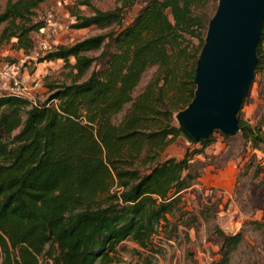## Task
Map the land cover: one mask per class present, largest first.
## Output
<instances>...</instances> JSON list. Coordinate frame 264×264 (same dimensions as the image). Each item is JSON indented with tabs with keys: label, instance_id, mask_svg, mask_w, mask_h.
Listing matches in <instances>:
<instances>
[{
	"label": "trees",
	"instance_id": "trees-1",
	"mask_svg": "<svg viewBox=\"0 0 264 264\" xmlns=\"http://www.w3.org/2000/svg\"><path fill=\"white\" fill-rule=\"evenodd\" d=\"M44 1L6 0L0 43L11 41L28 54L30 34L44 26L35 14ZM209 1L215 0H114L108 9L73 0L66 6L69 29L105 31L37 58L68 68L67 83L45 82L43 99L0 94V264H119L125 239L149 249L155 234L170 238L180 224L192 225L194 216L182 221L180 193L197 177L192 157L212 138L192 142L172 114L192 98ZM255 53L250 87L264 74V20ZM149 67L152 74L132 95ZM241 105L240 135L257 148L264 134L259 124L240 119ZM178 136L190 143L183 154L161 156ZM215 234V264H228L241 232Z\"/></svg>",
	"mask_w": 264,
	"mask_h": 264
},
{
	"label": "rangeland",
	"instance_id": "rangeland-1",
	"mask_svg": "<svg viewBox=\"0 0 264 264\" xmlns=\"http://www.w3.org/2000/svg\"><path fill=\"white\" fill-rule=\"evenodd\" d=\"M5 1L0 0V10ZM72 1L46 0L39 5L35 14L44 26L30 34L33 45L28 54L16 50L11 41L0 43V73L6 72L0 75V94L16 92L31 100H41L47 94L45 82L69 81L65 76L68 68H63L61 60L37 62V58L56 45L70 44L105 31L95 27L69 29L71 17L66 6ZM91 2L100 9L115 4L114 0ZM215 5L216 0L209 1L207 11H214ZM137 7L135 4L130 8L125 21ZM80 11L88 13L85 7H80ZM41 43L46 45L44 49ZM87 54L95 55L97 51ZM153 70L154 67H149L143 72L132 95L142 88ZM245 96L238 115L250 125L259 124L264 134V74L255 75ZM126 107L127 104L123 110ZM121 114L122 111L116 114L114 121ZM217 132L209 134L211 142L192 157V168L197 177L180 193V204L186 211L182 221L187 218L185 221L191 222L189 219L193 216L195 221L188 228L180 224L177 232L168 236L170 238L155 234L149 249H142L125 239L120 243L124 248L119 253V264H215L219 257L215 229L225 234L241 232L242 239L231 251L228 264H264V144L252 148L239 131L225 135V138ZM189 145L178 136L166 146L161 156L180 157Z\"/></svg>",
	"mask_w": 264,
	"mask_h": 264
},
{
	"label": "water",
	"instance_id": "water-1",
	"mask_svg": "<svg viewBox=\"0 0 264 264\" xmlns=\"http://www.w3.org/2000/svg\"><path fill=\"white\" fill-rule=\"evenodd\" d=\"M264 0H216L194 65L192 98L173 113L192 142L240 131L236 113L254 75Z\"/></svg>",
	"mask_w": 264,
	"mask_h": 264
},
{
	"label": "built area",
	"instance_id": "built-area-1",
	"mask_svg": "<svg viewBox=\"0 0 264 264\" xmlns=\"http://www.w3.org/2000/svg\"><path fill=\"white\" fill-rule=\"evenodd\" d=\"M45 47H46V45H45L44 43H41V48H43V49H44ZM3 74H6V72H5V71H3V72H1V73H0V75H3Z\"/></svg>",
	"mask_w": 264,
	"mask_h": 264
}]
</instances>
